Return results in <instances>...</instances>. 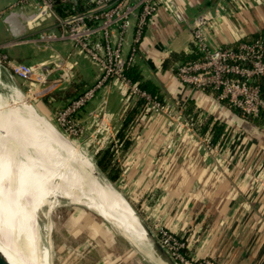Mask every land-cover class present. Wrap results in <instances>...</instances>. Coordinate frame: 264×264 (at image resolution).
Returning <instances> with one entry per match:
<instances>
[{
    "label": "crops",
    "instance_id": "1",
    "mask_svg": "<svg viewBox=\"0 0 264 264\" xmlns=\"http://www.w3.org/2000/svg\"><path fill=\"white\" fill-rule=\"evenodd\" d=\"M171 1L160 9L138 47L133 66L139 78L136 82L144 84L146 92L176 114L184 108L192 115L200 113L199 120L209 121L210 127L224 125L229 142L224 151L219 146L198 150L191 138L176 132L169 118L153 115L146 121L139 119L143 114L139 111L137 123L128 133L131 145L127 149L117 146L121 153L114 162L121 174L115 185L128 190L129 202L151 231L159 226L171 231L188 244L194 259L208 258L216 264H264V126L242 117L208 91H190L176 75V65L198 58L191 52L192 34L201 14L215 13L221 4L222 17L210 36L216 45L234 46L264 30V0ZM131 31L134 39V28ZM4 39L0 35V44ZM52 47L65 56L71 52L68 43ZM44 50L49 55L52 52ZM15 54L17 58L21 55ZM172 55L179 59L165 65ZM46 59L32 58L28 64ZM78 62L77 82L38 95L39 101L43 98L39 112L46 117L55 120L56 114L100 75L96 65L81 59ZM117 100L115 96L114 107ZM99 102L84 109L79 116L81 124L91 121L90 114ZM187 114L184 118L189 120ZM125 127L124 122L122 131ZM105 149L108 147L102 143L100 153Z\"/></svg>",
    "mask_w": 264,
    "mask_h": 264
},
{
    "label": "built area",
    "instance_id": "2",
    "mask_svg": "<svg viewBox=\"0 0 264 264\" xmlns=\"http://www.w3.org/2000/svg\"><path fill=\"white\" fill-rule=\"evenodd\" d=\"M170 2L172 1L18 0L6 13H0L6 17L4 22L11 38L0 44V50L34 45L52 52L46 60L36 64L16 63L6 56L3 60H7L11 74L27 83L30 92L39 93L40 96L46 95L49 89L63 86L64 80L54 77L58 72L67 74L73 81L79 59L89 60L99 68L100 79L56 114L54 121L68 137L83 136L86 125L80 123L79 113L95 99L102 88L108 86L91 114L96 131L110 130L109 115L105 110L108 92L115 87L125 98L126 108L123 114L138 101H143L140 119L150 114H168L170 121L175 124L176 132L183 138H198V144L201 143L207 150L215 149L211 146L209 137L198 134L192 121L184 118V108H180L178 114L174 113L170 106L152 97L141 88L139 82H133L126 74L134 66L138 47L150 21ZM220 9H224L221 4L215 13L206 12L196 19L191 52L196 53L198 58L178 64L176 75L190 91H208L217 101L237 110L242 117L264 119V40L242 41L234 46L214 44L210 33L222 17ZM132 17L136 18L134 39L130 54L125 59L123 47ZM54 43H70L71 52L63 55L52 47ZM99 110L101 113L97 114ZM118 144L120 143L115 140L116 156L119 152ZM216 146L218 149L219 145ZM160 235L162 246L177 264H216L212 260L189 259L182 253L188 249V244L166 228L160 229Z\"/></svg>",
    "mask_w": 264,
    "mask_h": 264
},
{
    "label": "bare ground",
    "instance_id": "3",
    "mask_svg": "<svg viewBox=\"0 0 264 264\" xmlns=\"http://www.w3.org/2000/svg\"><path fill=\"white\" fill-rule=\"evenodd\" d=\"M36 111L0 67V257L7 264H49L39 214L48 220L61 199L99 214L122 237L145 241L131 205L96 175L88 153Z\"/></svg>",
    "mask_w": 264,
    "mask_h": 264
},
{
    "label": "rangeland",
    "instance_id": "4",
    "mask_svg": "<svg viewBox=\"0 0 264 264\" xmlns=\"http://www.w3.org/2000/svg\"><path fill=\"white\" fill-rule=\"evenodd\" d=\"M16 1L17 0H0V13H6L11 8V5H13V3L15 4ZM4 16L5 15H0V35L5 38L3 42L11 39L9 33L6 30L7 25L5 22H3ZM14 51H17L21 55H18V58L11 57L10 54H13ZM4 56L16 63L22 61L23 63L28 64L29 61H32V58L34 60L48 58L49 51H45L44 48L36 50L34 45L13 46L6 48L5 51L0 50V67L3 77L10 79L15 91L21 93L24 100L30 104L31 108L35 111L37 110L36 112L39 113L38 107H41V103L39 102L43 98L39 101V93L33 91L30 92L27 83H24L20 78L11 74L6 64L7 60H3ZM87 62L94 66L89 60ZM77 72L78 71L75 70L73 82L78 81ZM94 82H96V80ZM129 109L131 108L129 107ZM122 115L124 116V114ZM154 115H163L165 118H168V114L164 113ZM152 116V114L145 115L144 120L147 121ZM140 118L141 117H139V119ZM46 119L65 139L77 143L82 150L86 151L90 160L93 162V164L96 163L94 165H96L98 171L101 172L97 164V158H95L94 154L92 153L95 142L91 143L90 148L87 149V141L81 142L79 138L68 137L64 131H62V129L57 126L54 120L48 117ZM190 142L193 143L194 140ZM195 145L198 150H204V147L201 143ZM120 153L121 150H119L116 159H119ZM102 182L109 183L114 189L115 194L118 192V195H121L122 198H126L129 201L127 189L124 187H118L115 184H111V181L110 183L109 181H104L102 179ZM61 200L58 201L59 205L54 208L48 220L45 219L42 213L39 214V220L42 228L41 234L43 238H46L49 244V264H163L161 257H159V255H157V253H155L152 248L145 250L142 246V242L136 236V241L129 238L126 239L118 234L117 231L113 230L110 224H108L107 221L99 214L87 210L86 208L72 205L66 200ZM121 219L125 222L127 221L124 215H121ZM48 227H51L49 231L47 230ZM161 228L164 227L159 226L152 230V233L155 237L154 239H157L159 243L162 241V237L160 235ZM29 233L33 238L30 230ZM185 251H187V256L189 259H194V257L189 254L188 249ZM36 253L38 258L41 259L38 250H36ZM168 255L170 256L169 253ZM169 256L167 260L169 259L171 261ZM204 260L210 259L204 258L196 261Z\"/></svg>",
    "mask_w": 264,
    "mask_h": 264
},
{
    "label": "water",
    "instance_id": "5",
    "mask_svg": "<svg viewBox=\"0 0 264 264\" xmlns=\"http://www.w3.org/2000/svg\"><path fill=\"white\" fill-rule=\"evenodd\" d=\"M199 14H201V13H199ZM136 15H137V13H136ZM175 15H176V17L181 19V16L179 15V13L175 12ZM156 16L150 21V24L156 18ZM5 19H6V17H3V22L5 21ZM135 23H136V18L132 17L131 21H130V27H129L128 33L126 35V39H125L124 47H123V57L125 59L128 58V56L130 54V51H131V48H132L133 38L131 37V35H132L133 31H131V30H133V28L135 27ZM68 44H70V43H68ZM10 56L13 57V58L17 57L16 54H15V51H14L13 54H10ZM137 60H138V55H136V57H135V63L137 62ZM176 68H177V65H176ZM54 77L55 78H62L64 80V84H63V87L61 88V90L66 88V87H68L72 83L71 77H69L67 74H65L63 72L56 73L54 75ZM99 79H100V76L96 79V82ZM107 87L108 86H105L104 88H102L98 92V94L96 95V97L92 101V103L88 104L84 109L85 110L88 109L93 103H95L96 101L100 100L101 97L103 96L105 90L107 89ZM86 90H87V88L85 89V91ZM115 96L118 98L116 107L113 106L114 97ZM124 100H125V98L122 96L121 92L119 90H117L115 87H112L110 89V91L108 92V102H107V106H106V110L105 111L109 115V127H110V130L109 129H103L101 131H96V125L94 123V120L91 118V114L92 113L90 114V120L91 121L86 125L84 134L79 139L81 140V142L87 141V144H86V148L87 149L90 148L91 143L95 142L94 148L92 150V153L94 154L95 158L97 157V155L101 151V144L102 143H106L108 148H112L113 147V151L115 150V147H114L115 140L116 139L118 140V137H119L122 129L124 128V122L122 121V117H123L122 114H123V111L126 108V104H125ZM84 109L79 113V116L83 113ZM100 113H101V110H99L97 112V114H100ZM40 114H42V113H40ZM43 116H45V115H43ZM193 140H194V143L198 144V142H197V140L195 138ZM201 150H203V149H201ZM94 164H96V163H94ZM95 167H96V165H95ZM96 171H97L96 175L100 176V174H102L104 176V178L107 179V181L110 182V180L103 173L99 172L97 168H96ZM111 184H113V183H111ZM106 192H107L108 196L113 201H116L117 203H120L119 199H117L112 193H110V195H109L108 191H106ZM128 203L131 205V203L129 201H128ZM131 207L134 210V214H135L136 218L139 220L142 228L146 232V236H147L146 240L145 241H141L143 248L145 250H149L150 248H152V250H154V252L157 253V255H159V257H161L163 264H177V262L171 257V255L170 256L168 255L166 249L162 246V244L159 243V241H157V239H154L155 237H154L152 231L143 222V220L140 218V216L138 215V213L136 212L134 207L132 205H131ZM40 240H41V244H43V236H42V234H40ZM167 255L170 257L171 261L169 259L167 260V258H168ZM0 264H7V263H6L5 260H3L0 257Z\"/></svg>",
    "mask_w": 264,
    "mask_h": 264
},
{
    "label": "trees",
    "instance_id": "6",
    "mask_svg": "<svg viewBox=\"0 0 264 264\" xmlns=\"http://www.w3.org/2000/svg\"><path fill=\"white\" fill-rule=\"evenodd\" d=\"M256 39H262L264 40V30H262L259 35L255 36L252 40L253 41ZM179 58L176 55H172L171 58L167 61H165V65L177 61ZM135 67H131L127 70L126 74L127 76L133 81L136 82L138 78L137 73L134 69ZM141 88L143 90L147 89L144 84L141 85ZM262 88H263V96H264V80L262 81ZM80 93L76 96L79 97ZM75 98V99H76ZM143 107V101H138L137 105L132 109H129L123 116V121L125 122V129L122 131L120 135V140L119 143L121 145V148H128L131 145V141L129 139V132H131L132 127H134L136 123V118L139 113V111H142ZM237 111V110H236ZM185 113H189L188 119L192 121V123L195 125L196 131L198 134H200L203 137H209L210 139V144L211 146H216L219 145V149L221 151H224L226 146L228 145L229 140L227 139V131L224 125L220 124H214L212 127L209 125V121L207 122H201L199 120V115L200 113L195 112L194 115H192V112L185 111ZM191 115V116H190ZM251 121H256L258 124L261 126H264V119L261 118L259 120H252ZM208 135V136H207ZM115 157H116V152L115 150L113 151V148H108L103 150L99 155H97V164L99 169L101 170L102 173L113 183L116 184L120 174H121V169L119 168L118 165L115 164ZM182 253L187 255V251H182Z\"/></svg>",
    "mask_w": 264,
    "mask_h": 264
}]
</instances>
